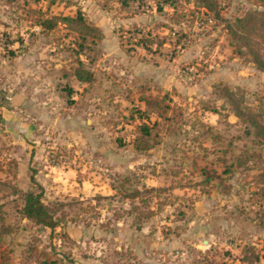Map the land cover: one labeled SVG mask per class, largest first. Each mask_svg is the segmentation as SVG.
<instances>
[{
    "label": "rangeland",
    "instance_id": "rangeland-1",
    "mask_svg": "<svg viewBox=\"0 0 264 264\" xmlns=\"http://www.w3.org/2000/svg\"><path fill=\"white\" fill-rule=\"evenodd\" d=\"M214 1L218 16L195 0H0V264H264V145L230 102L264 113V65L224 28L264 6ZM33 9L79 11L101 38L77 54L79 36L60 23L40 32ZM77 57L91 82L73 77ZM13 111L35 124L23 146L40 148L38 165L75 171L70 190L12 182ZM152 122L153 147L136 151L137 125ZM27 189L53 229L18 213Z\"/></svg>",
    "mask_w": 264,
    "mask_h": 264
},
{
    "label": "trees",
    "instance_id": "trees-1",
    "mask_svg": "<svg viewBox=\"0 0 264 264\" xmlns=\"http://www.w3.org/2000/svg\"><path fill=\"white\" fill-rule=\"evenodd\" d=\"M37 1V0H35ZM128 0H121L122 4H125ZM156 9L161 10V5L171 3V0H155ZM260 6H264V0H254ZM199 8L214 10L216 16L218 11L216 10V1L214 0H195ZM216 10V11H215ZM33 12L38 13L37 19L34 22L40 28V32L52 30L57 23L64 24L65 27L71 29L79 36V41L76 43L79 49L82 50L90 40V43H94L101 38L100 31L94 26L88 24L82 13L77 11L73 16H57L50 15L49 17H43V13L36 9ZM225 30L232 40V45L237 47V51L241 53L238 46L242 45L251 61L258 68H262L264 61L261 58L260 49L264 54V10L247 9L240 11V13L234 15L231 20H225ZM11 54V53H10ZM78 56V55H77ZM76 66L72 70L73 77L81 83H88L93 80L92 72L83 67L81 60L77 57L75 59ZM70 93V89H67ZM233 106V113L239 121L248 125L252 129V134L257 140L264 145V113L261 109L254 111L249 107H240L238 102L230 100ZM148 108H152L151 101L145 102ZM145 112V111H143ZM140 113L138 116L144 117L146 113ZM155 128V122L150 125L141 123L137 125L139 135L132 141L133 147L136 151H145L153 147L154 141H150V130ZM152 137V136H151ZM153 138V137H152ZM121 141L118 145H121ZM228 168V167H227ZM226 172V171H224ZM30 180L32 177L30 176ZM258 180L264 184V168L258 176ZM138 190L134 189L129 192V197L135 198L138 194ZM22 196V206L18 209V213L25 219L32 221L35 225H41L53 229L56 226V220L53 217V210L50 206L41 201L40 192H34L30 189L25 191H19ZM148 213H150L148 211ZM257 260V257H256Z\"/></svg>",
    "mask_w": 264,
    "mask_h": 264
},
{
    "label": "crops",
    "instance_id": "crops-1",
    "mask_svg": "<svg viewBox=\"0 0 264 264\" xmlns=\"http://www.w3.org/2000/svg\"><path fill=\"white\" fill-rule=\"evenodd\" d=\"M18 97V95H14L10 98H16ZM27 105L28 102L25 101L24 105H22L23 110H27ZM24 106V107H23ZM25 108V109H24ZM37 109H39L40 111L42 109H40L38 106L35 107L34 111H37ZM64 111H69L70 108L66 107L63 108ZM19 111L21 110V107H19L18 109ZM45 110V109H44ZM54 110V109H53ZM46 111H41L39 114L38 118H42V117H47L49 120H53L52 118L54 116H52V112H50V110L48 111V113H45ZM13 113L15 114V118L13 119V116L9 118V116H7V119L5 121H2V127H4V135L2 136V140L9 138L12 144H16L17 146H21L20 148L16 147V150L14 149V147H11V151L9 152L10 156H16V169H15V173H14V180L12 182H15L18 187H22L25 185V183L30 180V176L32 177V180H30L31 182H36L38 185H40L41 187H45L46 185H49V181L50 182H54L53 184H55V182H61L62 184H56L54 186V188H56V190L59 189H63V190H70L71 189V181H70V177L73 176L75 174V171H73L70 168L67 169H63L62 171L59 172H52V169H47L44 166H42V164H40L42 167H40V165H38V160H39V154H40V148H37V145H32L31 147L35 148L34 152L31 151L30 149L27 151L26 147L23 146V144H26V140H28L27 138L30 135L31 130L33 129V127L35 126V124H30V123H24L21 122V120L19 119V113L17 115L16 112L13 111ZM5 114L8 113H4L3 114V118L5 116ZM36 115V113H33ZM37 119V118H36ZM1 141V140H0ZM34 141H31V143H33ZM9 144V143H8ZM36 146V147H35ZM37 161V162H36ZM36 162V166L33 167L34 168V172L32 174H28V166H31V163ZM39 166V167H38ZM27 185V184H26ZM45 185V186H44Z\"/></svg>",
    "mask_w": 264,
    "mask_h": 264
}]
</instances>
